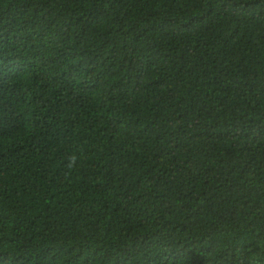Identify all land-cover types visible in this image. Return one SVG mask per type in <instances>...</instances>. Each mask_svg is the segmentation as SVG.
<instances>
[{
  "label": "trees",
  "instance_id": "trees-1",
  "mask_svg": "<svg viewBox=\"0 0 264 264\" xmlns=\"http://www.w3.org/2000/svg\"><path fill=\"white\" fill-rule=\"evenodd\" d=\"M0 264H264V0H0Z\"/></svg>",
  "mask_w": 264,
  "mask_h": 264
}]
</instances>
